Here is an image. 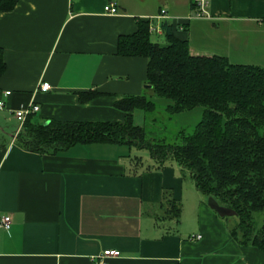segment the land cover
Segmentation results:
<instances>
[{"label":"crops","instance_id":"1","mask_svg":"<svg viewBox=\"0 0 264 264\" xmlns=\"http://www.w3.org/2000/svg\"><path fill=\"white\" fill-rule=\"evenodd\" d=\"M111 3L118 14L105 12ZM162 10L172 19H158ZM191 11V0H20L0 13L7 65L0 119L16 122L11 132L0 122L8 136L0 149V218H12L10 230H0V264H92L108 249L121 252L109 264H264V254L239 245L177 165L137 168L128 147L112 144L42 155L14 137L13 111L22 106H40L31 115L36 124L121 122L117 101L152 95L148 60L118 54L119 38L136 33L139 20L149 21L151 40L162 46L167 25L193 56L264 67V0H211L212 19L185 23ZM158 23L162 34L151 31ZM43 82L52 89L41 91ZM88 91L102 96L81 103L79 93ZM142 113L135 112L140 126ZM165 193L181 205L179 220L170 218Z\"/></svg>","mask_w":264,"mask_h":264},{"label":"trees","instance_id":"2","mask_svg":"<svg viewBox=\"0 0 264 264\" xmlns=\"http://www.w3.org/2000/svg\"><path fill=\"white\" fill-rule=\"evenodd\" d=\"M19 2L0 0V13L12 12ZM164 31L166 46L151 40L149 21L139 20L136 33L119 38L118 54L148 60L147 85L167 100L168 115L205 108L192 132L181 130L172 141L149 137L146 126L137 125L134 117L137 111L148 114L158 108L144 94L116 102L126 114L124 121L36 124L30 116L15 140L42 155L92 144L147 150L152 159L147 169L180 167L202 195L237 212V225L230 232L239 245L264 254V220L260 229L255 226V215L264 213V67L233 64L220 56H193L188 41L175 37L172 27L164 25ZM6 70L0 49V79ZM100 96L99 91L81 92L79 100L87 103ZM7 144L8 136L0 133V149ZM131 160L137 168L145 166L140 157ZM165 200L170 218L179 220L181 205L167 193Z\"/></svg>","mask_w":264,"mask_h":264},{"label":"rangeland","instance_id":"3","mask_svg":"<svg viewBox=\"0 0 264 264\" xmlns=\"http://www.w3.org/2000/svg\"><path fill=\"white\" fill-rule=\"evenodd\" d=\"M155 38H153V41ZM146 96H148L150 99L154 100L157 103V110L153 113H142V125L146 126L147 133L149 137H154L156 139H167L169 141H172L176 134L181 130H186L187 132H192L194 127L201 121L204 107H199L193 111L190 112H183L180 114L175 115H168L165 111V106L167 104V100L161 97H158L153 93L152 95L149 93ZM135 117V116H134ZM139 120V119H137ZM1 124L4 126V128L11 132L15 130L16 122H10L7 123L6 121H2L0 119ZM19 125V122H18ZM127 155L131 158L140 157L142 158L143 162L145 163V166H148L152 163L151 156L149 151L147 150H138L135 148H127ZM188 179H190L188 177ZM194 183L193 180H190L188 184ZM189 187V186H188ZM206 204H208L209 198L204 196ZM210 207V206H209ZM264 220V213L260 212L255 215V226L257 229H260L263 225ZM228 223L235 227L238 222L237 216L233 217H227Z\"/></svg>","mask_w":264,"mask_h":264},{"label":"built area","instance_id":"4","mask_svg":"<svg viewBox=\"0 0 264 264\" xmlns=\"http://www.w3.org/2000/svg\"><path fill=\"white\" fill-rule=\"evenodd\" d=\"M211 0H191V13L185 18V23H189L193 20H210L212 19V16L209 11ZM105 12L111 15L118 14V9L114 4H109L105 7ZM158 19L165 21L172 19V17L168 14L166 10L161 11V15L157 17ZM152 19H150L151 21ZM260 23L264 24V20H261ZM151 31L162 34L163 26L162 24L158 23L156 25L151 24ZM52 89L50 83L43 82L40 85V90L43 92H48ZM7 95L10 94V92L6 93ZM4 108V103L0 101V109ZM40 111V106L35 104H30L27 106H22L19 109L13 111L14 118L19 122V125L17 127V131L15 132L14 137L16 138L17 135L21 132L23 129V126L26 122V120L33 115L34 113H37ZM12 226V218L9 215H5L2 218H0V230H10ZM197 240H201L202 236L198 235L195 237ZM121 256V252L115 249H108L100 253L99 255L93 257L92 264H109V260L113 258H118Z\"/></svg>","mask_w":264,"mask_h":264},{"label":"water","instance_id":"5","mask_svg":"<svg viewBox=\"0 0 264 264\" xmlns=\"http://www.w3.org/2000/svg\"><path fill=\"white\" fill-rule=\"evenodd\" d=\"M147 87L152 88V86L149 85ZM208 204L210 208L216 211L222 218L233 217L237 215L236 211L220 206V204L212 197L209 198Z\"/></svg>","mask_w":264,"mask_h":264}]
</instances>
